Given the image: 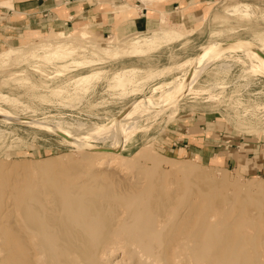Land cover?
Returning a JSON list of instances; mask_svg holds the SVG:
<instances>
[{"label":"rangeland","instance_id":"374dc122","mask_svg":"<svg viewBox=\"0 0 264 264\" xmlns=\"http://www.w3.org/2000/svg\"><path fill=\"white\" fill-rule=\"evenodd\" d=\"M165 18L167 23L161 27L122 39L114 36L97 39L86 28L62 30L68 33L63 36L51 29L36 39L0 45V100L3 99L0 101V264L7 251L6 231L2 228L8 204L16 193L47 186H41L42 183L50 184L48 187L56 191L80 183L81 187L72 189L73 195L84 200V204L95 202L99 207H104L106 200L101 198V201L98 196L102 194L87 188L106 187L113 193L131 194L135 191L131 185L136 184L138 197L130 202L134 206L170 205V212L173 207L167 228L175 224L179 213L186 208L187 214L179 221L183 227L179 223L181 227L177 226L176 232L190 226L187 230L193 234L198 222L203 221L204 228L208 222L213 223L215 245L212 249L201 250L202 241L184 240L189 244L184 245L179 236L170 235L169 242H165V252H159L161 248H157L156 241L144 250V256L149 255L146 260L149 264H162V259H165L164 264H231L215 254L216 247L233 234L235 239L255 241L254 248L244 259L245 264H264V242L257 244L264 234H261L264 231V189L257 188V184L264 182V173L245 175L182 150L166 153L161 144L162 140L172 139L174 133L169 131L185 120L194 126L204 125L207 131L214 126L215 131L221 129L241 138L264 136V73L256 65L257 57L242 50L208 57L217 46L248 45L259 48L264 59V0H215L205 5L199 20L189 23L184 17L186 21L180 25L179 22L173 25L169 17ZM168 23L174 27L172 30ZM141 39L150 41L135 49ZM194 75L196 79L191 87L195 92L183 93L185 95L176 103L167 99L174 88ZM122 83L124 87L120 88ZM141 103L143 107H137ZM1 110L6 112L5 118ZM16 118L41 122V125L22 123L14 120ZM126 135L128 140L119 158L90 154L93 150L89 147L111 149L122 143ZM41 165L46 167L45 172H41L44 171L43 167L39 168ZM90 173L93 174L90 176ZM199 215L204 216V220H200ZM213 215L219 217L216 223ZM152 216L155 220L156 215ZM235 227L241 232L237 237ZM176 240L180 242H175V248ZM181 246L188 251L186 248L183 251ZM172 247L177 250H171ZM238 252V249H221V254L232 253L233 256L234 253L233 258ZM257 252L263 257H258ZM125 253L115 252L112 260H119L116 264H130L132 254L128 257ZM180 253H186L187 259ZM173 254L181 256L177 259L179 263ZM101 257H104L102 264L105 260V264L112 261L111 257Z\"/></svg>","mask_w":264,"mask_h":264},{"label":"bare ground","instance_id":"6f19581e","mask_svg":"<svg viewBox=\"0 0 264 264\" xmlns=\"http://www.w3.org/2000/svg\"><path fill=\"white\" fill-rule=\"evenodd\" d=\"M164 18L161 17V19H162L161 24L166 23L163 20ZM184 21H186L185 18L182 15H180V17L176 21H171V24L176 25V22L177 23L179 22L178 25H180V23L184 22ZM183 27H186V26H183ZM56 33L60 36L68 34V33H64L63 31H59V32L56 31ZM160 35L157 34L158 37ZM154 37L152 36L153 39H154ZM161 39H164V38H161ZM141 40L139 41V43H137V44L135 43L137 45V47H135V49H138L139 45H140V47H141V45L143 47V44L145 45V43H148L150 41V40H145V41L144 40L141 41ZM167 40H169V39H167ZM226 45H229V44H226ZM258 49L255 47L248 46V45H241V46H237V47L217 46V47H214L213 50H211V53L208 55V57H211V56L213 57V55H215V54L218 56H221V55L224 56L225 54H228V53L232 52L233 50H242L247 55H249L248 53H253V55H255L257 57L256 59L259 60L258 63L256 64L257 67H259V70L262 73H264L263 54H261V52H259L260 49L259 50ZM208 57H207V59H208ZM209 59H211V58H209ZM115 76H117V75H115ZM121 76H122V74H121ZM82 77H84V76H82ZM194 78L196 79V75H194V77L191 80L185 81V83L183 85L178 86L177 88H174L173 91H171L172 93L170 92L171 95L167 96V99L175 102L176 100H179L182 96L185 95L183 93L187 94V93L195 92L196 90L192 89V87H191V85L193 84L192 83L193 80H195ZM76 80H79L78 82H80V79H76ZM90 80H91V77H90ZM119 80H120V82H124V81H121L122 79H119ZM115 81L118 82V76H117V80H115ZM125 81H126V79H125ZM126 83H129L128 80ZM161 84H159V85L161 86ZM119 85L121 86V84H119ZM122 85L123 86L120 88L124 87L123 83H122ZM169 86L172 87L171 85H169ZM114 87L116 88L117 86H114ZM6 98H7V96H6ZM6 98H4V99H6ZM155 99L156 98H154V100ZM0 101H3V99H1ZM4 102H5V100H4ZM146 103H149V102L146 101ZM164 103H166V102L164 101ZM137 107L142 108L143 104L141 103V104L137 105ZM2 111L3 110H1V113H3ZM5 113L2 114V116L4 118L6 116ZM12 118H13V116H12ZM14 120H18L19 122L30 124V125H35V126L41 125L40 124L41 122L39 123V122H35V121H32L30 119H25V118H16ZM137 120H138V118H137ZM54 126H55V124H54ZM48 127H50V126H48ZM55 128H58V127L55 126ZM59 129H60V127H59ZM62 130L63 129H61V131ZM69 133H71V132H69ZM59 134L64 136V134L62 132H59ZM102 134H103V132H102ZM98 136H100V135H98ZM108 136H110V135H108ZM123 137H124L123 142L120 143L118 146L111 148V149L94 147V146L89 147V148H91V150H93V152H91L90 154L99 155L102 157L119 158L120 150L123 149L122 147L126 144V142L128 140V135L123 136ZM70 140L75 141L74 138L73 139L70 138ZM75 142L78 143L77 141H75ZM79 145H81V143H78V146ZM84 145H86V144H84ZM82 147H88V146H82ZM152 163L156 166V162L154 160L152 161ZM42 167H43L42 165L39 166V168H42ZM39 168H37V169L40 172L41 169H39ZM45 169H46V167H45ZM45 169L43 167L44 171H41V172H45ZM52 169H54V167ZM26 170H27V168H26ZM54 170H53V172L56 171V170L55 171ZM46 171H49V170H46ZM36 172H38V171H36ZM31 174H33V173H31ZM92 174L90 173V176ZM191 174L192 173H190V175ZM20 175H22V174H20ZM17 176L19 177V175H17ZM38 176H36V177H38ZM54 176H56V174ZM90 176L86 180H88L90 178ZM5 177L6 176H4V179H6ZM40 177L42 179L44 178V176L43 177L40 176ZM50 177H51V175H50ZM101 178H102V176H101ZM58 179H59V177H58ZM58 179L56 178V181ZM17 180H20V179H17ZM37 180H35V181H37ZM96 180H98V179H96ZM5 181H4V183L6 184ZM92 181H93V179H92ZM99 181H100V179H99ZM39 182H41V180ZM62 182L63 181H61V184H62ZM13 183H15V181ZM13 183L10 182V185ZM59 183L60 182H58V184ZM37 184H39V183H37ZM63 184H64V182H63ZM82 184H84V183H82ZM106 184H108V183H106ZM8 185L9 184H7V186ZM43 185H47V186L41 187V190L37 189V188L36 189L30 188V189L23 191L20 194L16 193L17 195H15V196L13 195V200L10 202V205L8 204L6 214L4 217L5 218V222L3 224L4 228L1 227L3 230L6 231V236L4 238L5 239V241H4L5 245L4 246H5V249L7 251L4 254V259L2 260L1 264H102V263H100V261H101V259L104 260V257L102 258L101 256H108L109 258L111 257V260H112V256H114L115 252H117L119 250L123 254L125 252L128 253L127 256L129 254H132L130 264H149L146 261L147 259H149V255L147 254L148 256H144V253H143L144 250L149 249V245L153 244V241L154 242L156 241L157 245H158L157 248L158 249L161 248L159 252H165L164 251L165 250L164 249L165 242L166 241L169 242L168 236H170V235H172V238H176L177 236H179V238L182 239L181 242H183L184 240L189 241V242L190 241L192 242V240H194L195 242L202 241L200 244V246L202 247L201 250L205 247L212 249L215 245V242H214L215 230L213 229V226H212L213 223L210 224L208 222L207 226L204 228L202 225L203 221H200V222L197 221L199 224L195 225L196 231L194 230L193 234H189L190 232H189V230H187V229H190V226H188V227L185 226L186 228H183V229L179 230L178 232H176L177 226H178V229L181 226L183 227V225H181V223L179 221H181V218L187 214V212H186L187 208L184 211L186 213H184V212L179 213L180 215L178 216L177 220H175L176 221L175 224L170 223L171 225L167 228L168 219L172 215V208L173 207L171 208V212H170L168 210L170 205H169V207L163 206L161 204H160L161 206H158L156 203V204H151V205H146V206H134L132 204L133 203L132 200L136 199L138 197L137 192H136L137 187L135 186L136 184L131 185V188L133 190H135L133 192H131V190H130L131 194H121V193H117L116 191H115L116 193H113L112 191H110L106 187L105 188H100V187H98V188H96V187L87 188V190H89V191H94L95 193L102 194V196H98V197L100 199L102 198L103 200H106V202L103 201V203H105L104 207L101 205H100L101 207H99L97 204H95V202L92 204H90V203L84 204L83 199H82L83 201H81L80 197L74 196L72 189L81 187L80 183L79 184L75 183V185L70 184L71 186L67 185L68 187L66 186L67 187L66 189L58 190V191H56L54 189L52 190L51 188H49L50 184L48 185V184L42 183L41 186H43ZM12 186H11V188H13ZM140 186H141V184H140ZM18 187L19 186L17 184V189H18ZM20 187H21V189H19V190L21 191L23 188H22V186H20ZM64 187H65V185H64ZM213 187H214V185H213ZM4 188H6V187H4ZM257 188L259 190H263L264 189V182L257 184ZM111 190H112V188H111ZM5 192H7V191L5 190ZM15 192L12 190V194L13 193L15 194ZM91 197H90V200H91ZM8 199H11V198L8 197ZM102 199H101V201H102ZM96 201H97V199H96ZM131 201H132V203H130ZM6 202H8V201H6ZM174 204H176V203H174ZM5 205H4V207H5ZM120 205L122 206V209H120ZM171 206H173V204ZM187 206L188 205H186L185 207H187ZM191 207L192 206H189V208H191ZM195 207H196V205H195ZM182 209H183V207H181V210ZM227 211H228V209H227ZM230 211L231 210H229V212ZM192 212L194 213V211H192ZM152 214L156 215L155 220H153L154 218H153ZM206 214H208V213H206ZM2 215H4V214H2ZM199 216H201V215H199ZM208 216H210V214H208ZM215 216H216V214H215ZM219 216H222V215L219 214ZM192 217H193V215H192ZM204 218H205L204 216L203 217L201 216L200 220H204ZM217 218L219 219L218 216L214 217V215H213V219H215L214 223H216ZM223 218L225 219V217H223ZM209 220H210V218H209ZM231 221H233V220H231ZM250 221H253V219ZM227 222H229V221H227ZM259 222H260V220H259ZM179 223L181 226L178 225ZM206 223H207V221H206ZM229 224H225V225H228V227H229ZM201 225H202L203 229L201 228ZM231 225H233V222ZM237 226L239 227V223L237 224ZM250 226H252V225H250ZM225 227H227V226H225ZM198 228H201V230ZM248 228H249V226H248ZM235 229L236 230H234V231H236V237H237V235L238 236L241 235V232H238L237 227H235ZM249 231H253V229L249 230ZM231 232H232V230H231ZM263 232L264 231H262L261 234ZM1 233H2V231H1ZM244 234H246V233H244ZM232 236L230 238L226 239L223 244L216 247L217 251L215 250L216 251L215 256L218 259L220 257L224 258L226 261H228V262L230 261L231 264H245L244 259H245L246 255L248 254L249 250L251 251V249L254 248L252 246H255V241H254V243H253V241H247L246 242L244 239L247 240V238H241L239 240V239L233 238V237H235V235L233 237ZM254 236H256V235H254ZM179 238H177V239H179ZM177 241H179V240L174 241V243L175 242L177 243ZM263 242H264V234H262L261 239L257 244H259V246H260L261 243H263ZM141 243H143V245H145L146 248L141 247V245H142ZM176 243H175V248H176ZM183 243L185 245V243H187V242L184 241ZM190 244L193 245V243H190ZM186 245H189V244L187 243ZM161 246H163V247H161ZM182 247L184 248V246H181V248ZM175 248L172 247L170 249L172 250ZM185 248L183 249V251H186ZM224 248H228L229 250L232 249L233 251L238 249L239 252L236 254L237 256L233 258V256L235 255L234 253H233V256H232V253H230V254L222 253L221 254V249L223 251ZM154 249H155V247H154ZM154 249H152V250L154 251ZM167 249H169V248H167ZM262 249H264V246L262 247ZM175 250H177V249H175ZM206 250H208V249H206ZM170 251H169V253H170ZM187 251H188V249H187ZM256 251H257V249H256ZM180 252L182 253V251H180ZM126 253H125V255H126ZM181 253H180V255H182ZM123 254H121V255H123ZM183 254L185 255V258L187 259L186 253H183ZM211 254H213V253H211ZM263 254H264V252H263ZM180 255L177 254L178 257ZM184 255H182V256H184ZM257 255H258V252H257ZM260 255H261V253H260ZM260 255H258V257ZM122 257L123 256H121V258ZM151 257H152V255H151ZM173 257H175L176 260L178 259V257L174 256V254H173ZM189 257H190V255H189ZM260 257L262 258L263 256H260ZM160 258L162 259V256ZM105 259H106V257H105ZM153 260H155V259H153ZM164 260L165 259H162V262H160V261L159 262L164 264V262H163ZM170 260H172V257L170 258ZM179 260H180V258H179ZM183 260L186 261L185 259H183ZM107 262H108V264H116L119 262V260L116 262H114L113 260L107 261ZM173 262H174V260H173ZM197 262H198V259H197ZM105 263H106V260H105ZM177 263H179L178 260H177ZM180 263H181V260H180ZM152 264H154V262ZM157 264H158V262H157ZM165 264H167V262ZM203 264H204V262H203Z\"/></svg>","mask_w":264,"mask_h":264},{"label":"crops","instance_id":"0c3cea01","mask_svg":"<svg viewBox=\"0 0 264 264\" xmlns=\"http://www.w3.org/2000/svg\"><path fill=\"white\" fill-rule=\"evenodd\" d=\"M213 1L0 0V45L36 39L51 29L59 32L86 28L97 39H122L163 26L161 17L165 16L171 21L180 15L189 23L199 20L205 5ZM203 126L187 120L178 122L169 131L174 133L173 138L161 141L164 151L182 150L206 157L245 175L264 173V136L241 138L221 129L215 131L214 126L207 131Z\"/></svg>","mask_w":264,"mask_h":264}]
</instances>
